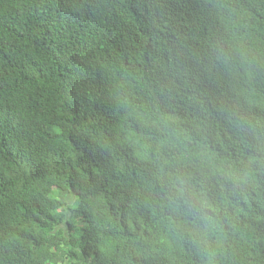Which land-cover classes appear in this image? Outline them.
<instances>
[{
  "label": "trees",
  "instance_id": "1",
  "mask_svg": "<svg viewBox=\"0 0 264 264\" xmlns=\"http://www.w3.org/2000/svg\"><path fill=\"white\" fill-rule=\"evenodd\" d=\"M0 264H264V0H0Z\"/></svg>",
  "mask_w": 264,
  "mask_h": 264
},
{
  "label": "rangeland",
  "instance_id": "2",
  "mask_svg": "<svg viewBox=\"0 0 264 264\" xmlns=\"http://www.w3.org/2000/svg\"><path fill=\"white\" fill-rule=\"evenodd\" d=\"M68 200L73 201V197H72V196H69ZM78 228H79V231L75 234V235H77V236L80 235V232H81V227L78 226ZM79 237H80V236H79ZM80 239H81V237H80Z\"/></svg>",
  "mask_w": 264,
  "mask_h": 264
}]
</instances>
